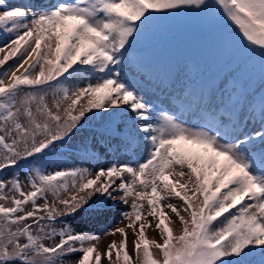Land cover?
I'll return each instance as SVG.
<instances>
[{"label": "snow or ice", "instance_id": "1", "mask_svg": "<svg viewBox=\"0 0 264 264\" xmlns=\"http://www.w3.org/2000/svg\"><path fill=\"white\" fill-rule=\"evenodd\" d=\"M181 15L225 20L239 48L264 65V0H0V68L17 61L0 72V264H264V92L249 99L238 74L234 91L219 90L217 113L206 86L169 75L168 110L123 74L138 41ZM78 77L83 86L69 83ZM243 105L259 128L245 131ZM186 112L198 123L182 119ZM96 115L106 120L96 141L105 152L146 155L91 169L35 166ZM81 150L96 151L86 140ZM30 160L28 190L19 171L4 178ZM109 201L129 210L120 213L124 227L103 230L121 239L101 253L100 232L69 220L103 215ZM152 227L162 242L147 238Z\"/></svg>", "mask_w": 264, "mask_h": 264}, {"label": "rangeland", "instance_id": "2", "mask_svg": "<svg viewBox=\"0 0 264 264\" xmlns=\"http://www.w3.org/2000/svg\"><path fill=\"white\" fill-rule=\"evenodd\" d=\"M55 2V0H53ZM169 19H173L172 24V33L174 37V43L177 47L178 56L176 57L179 60V67L174 69L170 74L174 79L185 82L189 77L191 81L196 78L198 75L203 74L206 78H212L214 82L211 87V95L213 96V105L216 112H220L219 98H220V89L227 88L228 91H234L233 78L238 74L242 77V85L249 75V68L253 66L258 60L259 56H250L246 53L243 56L241 62H238L236 66L231 69L221 72L214 71V69L221 65V62L228 56H231V52L234 50L233 47L227 45L226 42L215 41V40H206L201 35H196L195 38L189 39L188 36H185V33L195 32L198 33V28L205 27L208 24V17L196 16V15H181L175 16ZM156 34H168V32L161 31ZM219 34H222V31L219 30ZM151 36H154V33H148L143 40L149 39ZM168 36V35H166ZM170 38V36H168ZM5 42L3 37H0V45ZM234 53H232L233 55ZM3 53H0V58H2ZM138 55H136V58ZM17 63L16 60H10L4 68H0V72H3L5 68L14 67ZM137 60L131 57L126 59V66L123 70V74L126 75V78L129 82L136 85L137 90L143 95L146 99L154 102L158 108H164L171 110L175 107L173 104V97L175 95L176 85L164 81L169 75H167L166 70H160L155 76L149 79H143L142 77L137 76L136 68ZM132 68V69H130ZM241 68L244 69V72L241 73ZM38 70V69H37ZM214 71V72H213ZM264 75V73H263ZM72 85L83 86L80 78L73 79L69 82ZM249 99H257L258 95L261 92H264V80L261 78L256 82L254 88L246 90ZM227 94V93H226ZM52 98L48 97V103L51 105ZM242 111L239 117V120L242 124L246 125L245 131H251L253 129L259 128V117L256 113H251L248 106L243 105ZM227 116V117H226ZM255 116V119L251 117ZM182 119H184L189 125H195L196 120L195 116L191 112H186ZM220 119L226 125L231 124V118L227 115H221ZM117 122H119V117H117ZM106 123V120L103 119L100 115L95 117H89L87 121L83 123V126L76 133L73 139L67 142L63 147L64 149L59 150L58 153L43 158L42 161H47L45 166L46 171H52L57 167H85V168H95L98 165H107L109 161L113 162H139V156L146 155V152L143 151L142 147L138 148L135 152H125L123 150L119 152L107 151L98 145L96 141L99 139V134L102 131L103 125ZM87 141L91 148L96 149L92 156H85L84 152L81 150L82 142ZM113 145L119 143L118 140L112 141ZM258 143V142H257ZM57 151V150H56ZM55 153V152H54ZM43 163V162H41ZM44 164V163H43ZM20 172V179L22 185L25 186V190H28L26 187V173ZM13 173H9L4 176L7 179ZM49 202H51V197H49ZM174 203L178 201H173ZM38 203H43V201H38ZM129 210L127 206L120 204L119 201L108 202V209L103 215H97L96 213L89 211L87 213H81L80 215L70 218L69 222L73 224L78 230L90 231V232H100V240L97 243L98 250L103 253L109 243L112 240H116L117 243L121 239L120 235H104L103 230L106 228H116L124 227L127 223L124 221L120 223L122 217L120 213L122 211ZM172 216V219L175 221L176 218L170 210L165 209ZM183 214V213H182ZM148 220H151V217H147ZM174 232L179 234L180 226L178 222L173 224ZM127 232V250L130 255H132L133 260H135V253L133 251V240L135 236L133 235L130 229H126ZM145 234L149 239H155L158 242L160 236L158 231L152 228L145 229ZM45 243H50L46 241ZM155 251V250H154ZM115 259V253H113V260ZM102 264H109L107 258L102 257Z\"/></svg>", "mask_w": 264, "mask_h": 264}, {"label": "trees", "instance_id": "3", "mask_svg": "<svg viewBox=\"0 0 264 264\" xmlns=\"http://www.w3.org/2000/svg\"><path fill=\"white\" fill-rule=\"evenodd\" d=\"M31 164H32V162H28L27 165L24 162H21V165H20L19 168H22V166H29Z\"/></svg>", "mask_w": 264, "mask_h": 264}, {"label": "bare ground", "instance_id": "4", "mask_svg": "<svg viewBox=\"0 0 264 264\" xmlns=\"http://www.w3.org/2000/svg\"><path fill=\"white\" fill-rule=\"evenodd\" d=\"M195 120H196V122H198V119H197V117L195 116Z\"/></svg>", "mask_w": 264, "mask_h": 264}]
</instances>
